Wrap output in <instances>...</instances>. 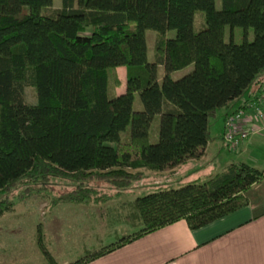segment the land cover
Returning <instances> with one entry per match:
<instances>
[{"label":"trees","instance_id":"1","mask_svg":"<svg viewBox=\"0 0 264 264\" xmlns=\"http://www.w3.org/2000/svg\"><path fill=\"white\" fill-rule=\"evenodd\" d=\"M49 4L0 0V217L11 211L9 194L19 185L20 198L60 181L72 188L53 203L104 204L149 173L171 175L203 156L217 111L250 87H264V0H220L219 10L214 0ZM225 27L241 30L239 45L223 41ZM146 30L155 34L152 62ZM168 31L173 38H165ZM118 68L125 70L124 91L108 97V87L120 85ZM155 116L156 140L148 143ZM263 178L264 170L232 162L203 183L135 197L127 216L135 233L70 264L92 262L179 220L202 228L246 206V191ZM36 245L47 264H56L39 228Z\"/></svg>","mask_w":264,"mask_h":264},{"label":"rangeland","instance_id":"2","mask_svg":"<svg viewBox=\"0 0 264 264\" xmlns=\"http://www.w3.org/2000/svg\"><path fill=\"white\" fill-rule=\"evenodd\" d=\"M50 4L46 7L48 10H54L60 7V0H49ZM216 10L220 8V0H214ZM201 18V20H200ZM202 23L201 14L194 17V27ZM85 30L82 35H88ZM155 34L152 31L144 32L146 61L153 60V43ZM174 32L165 33V38H173ZM252 38L251 30L248 31L247 41ZM223 41H231L239 45L242 42V32L240 29H233L231 32L228 27L224 28ZM192 66H187L179 71L171 73L173 80L179 79L189 73ZM120 85L117 88L108 87V97H113L123 93L125 70L118 68L116 70ZM163 75L162 67H157L156 77L158 82ZM141 110V104L138 96L134 95L132 111ZM210 147L206 157L201 161H190L185 166L176 170L175 173L168 175L164 173H149L143 179L132 183L125 190L120 192L124 201L131 197H140L159 190L177 189L181 186L191 183H203L213 177L220 171L223 165L230 160L236 162L235 152L228 151L220 142L222 123L220 122L218 112L208 121ZM158 117L155 116L150 124L147 136V142L153 143L157 135ZM263 132V131H262ZM124 134H120V137ZM254 144L251 154L246 155V163L254 166L258 170L264 169V133ZM98 185V184H95ZM72 185H66L60 181L50 182L46 189L41 187H31L29 195L19 198L21 192L20 185L9 194V199L13 202L10 212L0 217V264H47L40 254L36 245V231L39 228L44 247L50 257L56 264H69L70 261L77 260L82 256L84 248L90 245H96L99 241L103 244L114 242L113 232L108 226V232H95L97 227L92 230L90 216L80 212L71 214L66 210L67 204H55L52 202L54 196L71 190ZM99 188V186H98ZM102 189V186L100 187ZM112 195L114 190L107 191ZM82 205V204H81ZM99 205V204H86ZM127 210V209H126ZM125 214L128 212L125 211ZM131 212H129L130 214ZM111 224V222H109ZM108 224V225H109ZM99 248V247H98Z\"/></svg>","mask_w":264,"mask_h":264},{"label":"crops","instance_id":"3","mask_svg":"<svg viewBox=\"0 0 264 264\" xmlns=\"http://www.w3.org/2000/svg\"><path fill=\"white\" fill-rule=\"evenodd\" d=\"M261 90L250 87L240 97L229 102L225 108L217 111L220 122H223L225 116L240 109L250 114V105ZM261 111L263 113L262 127L258 133L249 136L240 144L239 149L235 152L238 161L230 160L226 165L232 162L247 164L246 155L251 154L254 144H257L259 138L262 137L259 135L264 133L263 106ZM210 145L209 141L203 156L194 161L204 159ZM250 167L255 168L251 165ZM126 197L119 194L113 195V198L104 204H67L65 206L66 210H70L73 215L75 212H80L90 216V221L94 224H91L92 230L97 227L95 232H108L107 227L109 226L113 232L114 242H116L135 233L136 229L134 225L127 222V216H129V212H132L130 204L135 197L124 201ZM245 197L247 199L246 206L202 228L189 230L184 221L179 220L132 240L87 264H264V178L250 186ZM125 211L128 213L125 214ZM114 242L103 244L99 241L96 245L87 246L84 251H91ZM72 262L74 261L68 263Z\"/></svg>","mask_w":264,"mask_h":264},{"label":"built area","instance_id":"4","mask_svg":"<svg viewBox=\"0 0 264 264\" xmlns=\"http://www.w3.org/2000/svg\"><path fill=\"white\" fill-rule=\"evenodd\" d=\"M262 106L264 108V87L250 105V114L240 109L224 117L221 142L228 151L236 152L243 141L258 133L263 121Z\"/></svg>","mask_w":264,"mask_h":264}]
</instances>
